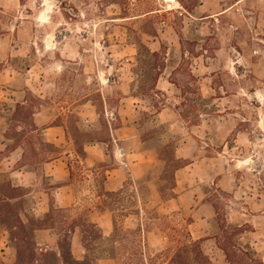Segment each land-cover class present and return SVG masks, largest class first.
<instances>
[{
	"label": "rangeland",
	"instance_id": "rangeland-1",
	"mask_svg": "<svg viewBox=\"0 0 264 264\" xmlns=\"http://www.w3.org/2000/svg\"><path fill=\"white\" fill-rule=\"evenodd\" d=\"M47 2L0 0V264H264V0Z\"/></svg>",
	"mask_w": 264,
	"mask_h": 264
},
{
	"label": "crops",
	"instance_id": "crops-1",
	"mask_svg": "<svg viewBox=\"0 0 264 264\" xmlns=\"http://www.w3.org/2000/svg\"><path fill=\"white\" fill-rule=\"evenodd\" d=\"M52 129V128H51ZM118 153L122 156V155H124V156H127L126 155V153H125V151H118ZM60 159H57V160H55V161H59ZM124 166L126 167V169H128L129 170V167H130V165H129V163H125L124 164ZM66 171H67V175H69L70 173V168H69V165L66 167ZM63 177V182L65 181V177H66V174L64 175V176H62ZM112 178V177H111ZM109 181V180H108ZM113 181L114 182H106L105 183V185H106V190L107 191H112V190H108V188H107V186H114V185H119V183L118 182H116V180H114L113 179ZM63 188H68V185L66 184V185H62V186H59V187H57V190H61V189H63ZM175 189L173 188V191H174ZM180 199V196L178 195V194H173V197L172 198H170V199H168V200H165L164 202H169V201H171V200H174L176 203H177V201ZM48 208H49V205H48ZM101 214H104V213H101ZM90 222H92L93 224H95L98 228H99V230H100V232H101V234L103 235L102 237H104L106 234L104 233V229H103V227L102 226H99V224H96L95 222H93L92 220H89ZM110 226H111V232H110V235H109V237L111 236V239L113 238V233H114V226H113V224H114V222H113V219L110 221ZM199 243H200V245L202 244V242H200V240H199Z\"/></svg>",
	"mask_w": 264,
	"mask_h": 264
},
{
	"label": "trees",
	"instance_id": "trees-1",
	"mask_svg": "<svg viewBox=\"0 0 264 264\" xmlns=\"http://www.w3.org/2000/svg\"><path fill=\"white\" fill-rule=\"evenodd\" d=\"M51 213H52V206L49 205V212L45 215V217H48L49 215H51ZM88 225H90L91 227L95 228L97 233H98V235H100V237L102 236L99 228L95 224H93L92 222L88 221ZM113 226H114V230H115L116 229L115 223L113 224ZM13 228H16V226H13ZM187 235H188V245L194 247L196 252H197V254L194 257V260H196L195 262L197 264H210L209 260L206 258V256H204V254H203V252H202V250L200 248L199 241H192L191 238H190L189 233ZM113 238H114V236H113Z\"/></svg>",
	"mask_w": 264,
	"mask_h": 264
},
{
	"label": "clouds",
	"instance_id": "clouds-1",
	"mask_svg": "<svg viewBox=\"0 0 264 264\" xmlns=\"http://www.w3.org/2000/svg\"><path fill=\"white\" fill-rule=\"evenodd\" d=\"M51 5L47 2V0H45V4H44V12L40 15V20L41 21H43V20H45V18H46V16H47V14H48V12H50L51 11ZM56 70L57 71H60V67H59V65H57L56 66ZM257 95H259V93L257 94ZM262 100H264V96H261L260 97Z\"/></svg>",
	"mask_w": 264,
	"mask_h": 264
},
{
	"label": "bare ground",
	"instance_id": "bare-ground-1",
	"mask_svg": "<svg viewBox=\"0 0 264 264\" xmlns=\"http://www.w3.org/2000/svg\"><path fill=\"white\" fill-rule=\"evenodd\" d=\"M43 13V12H42ZM49 18V17H48Z\"/></svg>",
	"mask_w": 264,
	"mask_h": 264
}]
</instances>
